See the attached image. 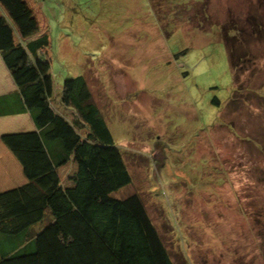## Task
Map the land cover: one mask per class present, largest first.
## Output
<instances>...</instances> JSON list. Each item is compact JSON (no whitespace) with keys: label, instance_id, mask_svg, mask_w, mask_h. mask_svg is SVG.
<instances>
[{"label":"rangeland","instance_id":"374dc122","mask_svg":"<svg viewBox=\"0 0 264 264\" xmlns=\"http://www.w3.org/2000/svg\"><path fill=\"white\" fill-rule=\"evenodd\" d=\"M29 1L55 91L84 76L126 161L132 182L112 196L142 198L176 264H264V36H251L264 0H161L162 14L150 0ZM232 22L261 101L228 113Z\"/></svg>","mask_w":264,"mask_h":264},{"label":"trees","instance_id":"16d2710c","mask_svg":"<svg viewBox=\"0 0 264 264\" xmlns=\"http://www.w3.org/2000/svg\"><path fill=\"white\" fill-rule=\"evenodd\" d=\"M150 2L163 13L161 0ZM251 22V36L263 37V23ZM221 29L235 87L230 113L261 97L241 82L248 32L235 22ZM49 46L29 2L0 0V56L18 88L11 102L0 98V117L29 113L37 130L0 137L28 180L0 191V264H176L142 198L112 196L132 182L126 161L84 76L55 91ZM67 164L76 168L68 183Z\"/></svg>","mask_w":264,"mask_h":264},{"label":"crops","instance_id":"0c3cea01","mask_svg":"<svg viewBox=\"0 0 264 264\" xmlns=\"http://www.w3.org/2000/svg\"><path fill=\"white\" fill-rule=\"evenodd\" d=\"M26 1L34 9L33 4L29 0ZM16 91H18L17 85L14 83L11 73H9L0 56V98H9L11 102L10 95H14ZM7 102L9 103V101ZM27 131H37L33 118H31L29 113L0 117V137L8 133H26ZM75 171L76 168L73 166L69 167V164L64 166L61 173L63 180L68 183L70 173H74ZM27 182L28 180L23 173V167L0 141V191L4 192L17 188ZM69 182H72V180H69Z\"/></svg>","mask_w":264,"mask_h":264}]
</instances>
